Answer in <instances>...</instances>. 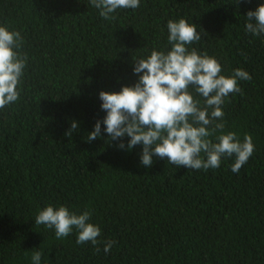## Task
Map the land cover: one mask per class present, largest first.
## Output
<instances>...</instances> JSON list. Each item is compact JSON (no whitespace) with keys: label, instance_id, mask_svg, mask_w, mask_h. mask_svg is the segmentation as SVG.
I'll return each instance as SVG.
<instances>
[{"label":"trees","instance_id":"16d2710c","mask_svg":"<svg viewBox=\"0 0 264 264\" xmlns=\"http://www.w3.org/2000/svg\"><path fill=\"white\" fill-rule=\"evenodd\" d=\"M262 4L140 0L107 21L90 0H0V26L21 33L27 56L20 99L0 109V264H31L33 249L41 264H264V36L245 30ZM179 19L196 25L202 39L192 47L215 57L222 75L252 77L222 106L224 132L241 142L249 134L255 146L239 173L234 157L207 172L156 158L145 168L142 147L109 145L103 125V139L86 142L106 116L99 93L134 85L132 55L170 50L167 23ZM73 120L79 130L68 138ZM49 205L89 211L100 251L77 244L75 231L57 240L35 225ZM108 240L116 243L105 253Z\"/></svg>","mask_w":264,"mask_h":264},{"label":"clouds","instance_id":"9594fccd","mask_svg":"<svg viewBox=\"0 0 264 264\" xmlns=\"http://www.w3.org/2000/svg\"><path fill=\"white\" fill-rule=\"evenodd\" d=\"M90 5L103 20L111 21L119 9H138L140 0H90ZM246 18V32L264 36V4L248 11ZM167 30L170 50L154 48L146 58L132 55L133 74L137 77L134 85L123 86L119 92L99 93L106 116L97 120L86 142L103 139V125L109 145L119 141L118 149L129 152L138 145L142 147L140 163L145 168H151L156 158L166 159L177 168L207 172L220 168L222 159L234 157L231 171L239 173L253 156L255 146L249 134L241 142L235 132H224L222 106L230 94L243 95L238 82L250 81L251 75L239 68L230 77L222 75V66L215 57L192 47L202 39L195 24L185 19L169 20ZM22 43L20 32L0 26V109L20 99L18 86L27 66V56L19 51ZM190 88L203 98V105ZM78 130L79 123L73 120L65 136L71 138ZM124 138H128L127 144ZM90 219L89 211L77 214L66 206L49 205L38 211L34 222L54 230L57 240L75 231L77 244L91 243L99 252L101 229ZM115 243L105 241L103 251L109 253ZM42 256V251L33 249L31 264H41Z\"/></svg>","mask_w":264,"mask_h":264}]
</instances>
